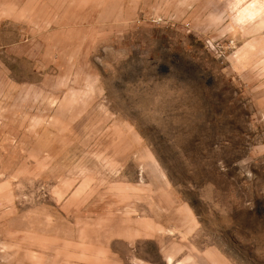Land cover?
Instances as JSON below:
<instances>
[{"label": "rangeland", "instance_id": "rangeland-1", "mask_svg": "<svg viewBox=\"0 0 264 264\" xmlns=\"http://www.w3.org/2000/svg\"><path fill=\"white\" fill-rule=\"evenodd\" d=\"M231 3L0 0V264H264V0Z\"/></svg>", "mask_w": 264, "mask_h": 264}, {"label": "crops", "instance_id": "crops-1", "mask_svg": "<svg viewBox=\"0 0 264 264\" xmlns=\"http://www.w3.org/2000/svg\"><path fill=\"white\" fill-rule=\"evenodd\" d=\"M232 0H185V14L190 15V20L192 21V26L196 27L197 18L196 15L201 14H211V15H218L221 16H228L233 15L236 13V8L231 3ZM217 28H219L222 33L225 30V23L222 21L221 23L217 24ZM230 38V36H229ZM250 38L251 36H247V44L246 46L249 47L250 45ZM238 39V38H237ZM239 43V40H237ZM239 48V47H236Z\"/></svg>", "mask_w": 264, "mask_h": 264}, {"label": "built area", "instance_id": "built-area-1", "mask_svg": "<svg viewBox=\"0 0 264 264\" xmlns=\"http://www.w3.org/2000/svg\"><path fill=\"white\" fill-rule=\"evenodd\" d=\"M230 43H232V42H230ZM219 50H221V48H219Z\"/></svg>", "mask_w": 264, "mask_h": 264}]
</instances>
